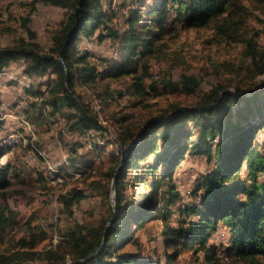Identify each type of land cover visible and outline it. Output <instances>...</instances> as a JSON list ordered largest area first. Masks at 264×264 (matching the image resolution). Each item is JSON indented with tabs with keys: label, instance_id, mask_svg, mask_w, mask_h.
Segmentation results:
<instances>
[{
	"label": "trees",
	"instance_id": "obj_1",
	"mask_svg": "<svg viewBox=\"0 0 264 264\" xmlns=\"http://www.w3.org/2000/svg\"><path fill=\"white\" fill-rule=\"evenodd\" d=\"M238 1L152 0L147 4L146 0H133L125 19L126 28L119 30L111 25L114 13L105 8L102 0H31L32 8L38 2L66 8V19L45 51L34 40L35 31L27 25L29 16L25 17L23 22L30 39L21 37L15 45L0 44V73L12 59H25L26 74H50L44 81L45 89H30L40 105L49 107L50 113H61L69 127L80 132L103 133L105 128L99 116L77 92V83L85 85L97 77L131 76L134 91L145 95L151 76L149 57L157 48V42L174 28L175 23L223 28V15L230 18L240 7ZM97 29H100L99 40L110 37L116 41L120 58L102 56L98 62H92L87 51H80L82 37L93 36ZM231 71L234 81H220L195 102L172 105L150 118L141 140L132 138L134 146L127 151L126 158L123 147L120 155L113 154V164L106 173L109 182L123 163L117 174V213L111 204L109 215L98 224H78L69 230L66 240L44 252V264H68L69 261L73 264H173L180 253L191 246L194 251L204 249V258L197 264H214L216 252L213 246H208V241L220 224L230 232L225 246L227 255H234L244 264H264V151L254 143L257 132L264 127V85L256 89L257 76L264 74V49L259 48L255 40H246L242 60ZM162 80L188 93H195L201 85L194 73H183L177 82ZM158 84L156 79L148 85L156 90ZM232 85L242 91L229 89ZM37 100L26 107L28 119H31L29 114ZM105 144L100 139L94 141L92 147L87 146V156L73 158L71 165H91L94 159L101 157ZM8 150V146H3L0 156ZM151 153L154 159L145 162L146 166L142 161ZM186 153L206 155L214 160V166L195 188L198 203L180 210V213L197 217H185L175 224L168 221L171 211L166 208L175 202L171 177ZM33 171L19 157L0 163V237L16 222L15 212L7 203L6 188L15 180L25 182ZM35 176L44 179L41 170H35ZM130 186L134 187L132 193L128 191ZM141 186H149V191L141 192ZM85 196L84 190L75 189L62 199L66 207L71 208ZM160 215L165 221L161 234L165 239V261L160 260L159 254L155 259L141 250H119L126 242L138 243L135 229ZM35 242L22 240L23 245L32 246ZM31 258L27 252H0V264H26Z\"/></svg>",
	"mask_w": 264,
	"mask_h": 264
},
{
	"label": "rangeland",
	"instance_id": "obj_2",
	"mask_svg": "<svg viewBox=\"0 0 264 264\" xmlns=\"http://www.w3.org/2000/svg\"><path fill=\"white\" fill-rule=\"evenodd\" d=\"M102 1L105 8L114 13L111 25L115 29L124 30L125 19L133 0ZM150 1L152 0H146L147 4ZM30 2L31 0H0L1 45H15L21 37L30 39L23 22L29 16L27 25L36 33L34 40L42 50L50 48L54 33L66 19L67 9L40 2L32 8ZM238 2L240 7L231 13L230 18H226L227 14L223 15V28L186 26L180 21L176 22L174 28L157 42V48L149 57L151 76L147 80L148 92L145 95H138L134 91L131 76L97 77L95 81L85 85L77 83V92L99 116L105 128L103 133L90 130L80 132L69 127L68 120L61 113H50L49 107L40 105L36 95L30 91L45 89L44 81L50 74H26L25 59L11 60L16 61L13 68L9 69L7 66L0 73V137L11 130H18L22 137L13 144L0 142V150L3 146L10 148L0 156V163L5 164L16 157L23 158L34 169V174L27 175L25 182L15 180L6 188L7 203L15 212L16 222L0 237L1 253L27 252L32 258L25 261L26 264H44V252L55 249L61 241L66 240L69 230L78 224L96 225L109 215V205H113V198L116 197V189L113 190L112 186L114 178L109 182L106 177L113 164V154L120 155L122 147L126 150L132 146V138L141 140L143 129L153 116L172 105L185 106L195 102L201 94L220 81H234L235 75L231 68L240 64L246 40L253 39L259 48L264 49V0ZM99 30L91 37H82L80 51H87L92 62H98V58L102 56L120 58L117 54L119 45L110 37L99 40ZM183 73H194L200 78L201 85L195 93L163 83L164 78L177 82ZM6 78L12 82L11 87L3 86L6 83H2V80ZM156 79L159 80V86L153 90L148 84ZM257 80V88H261L264 85V74H259ZM229 89L242 91L234 85ZM34 100L37 101L36 107L29 114L31 120L25 117L26 107ZM98 139L106 143L102 153L99 152L101 157L94 159L91 165H71L73 158L87 156V146L92 147V143ZM254 143L259 144L264 151V127L257 132ZM154 156L153 153L148 154L142 163L152 162ZM213 162L206 155L186 153L185 158L177 165L171 177L175 202L166 208L171 211L169 222L177 224L183 221L182 218L197 217L195 214L180 213V210L198 203L195 188L213 168ZM122 165L123 163L117 167L118 173ZM51 166L58 170L56 176L62 173L67 175L66 179L59 181L52 177L49 174ZM35 170H41L44 179H38ZM242 170L244 172L245 168ZM70 171H79L81 175L71 176ZM137 172L138 170L134 171ZM75 189L84 190L86 196L68 208L62 196L71 194ZM133 190L134 187L128 188L129 193ZM140 191L148 192L149 186H141ZM164 224L161 215L148 221L134 231L138 243L126 242L119 250H141L143 254L150 253L155 259L159 254L160 260L165 261V239L161 236ZM229 237L227 227L220 224L209 238L208 246H213L216 252L214 264H244L234 255L226 254L225 246ZM23 239L36 242L32 246L23 245ZM193 247L183 250L173 264H197L202 260L204 249L194 251Z\"/></svg>",
	"mask_w": 264,
	"mask_h": 264
},
{
	"label": "bare ground",
	"instance_id": "obj_3",
	"mask_svg": "<svg viewBox=\"0 0 264 264\" xmlns=\"http://www.w3.org/2000/svg\"><path fill=\"white\" fill-rule=\"evenodd\" d=\"M29 128V127H28ZM21 134L18 130H11V132L8 133L7 135V143L8 144H12V143H16L19 141V139L21 138ZM21 140V139H20ZM2 143V142H1ZM2 145V144H1ZM12 146V145H11ZM56 172H58L57 169H54L52 166L50 167V172L49 174L54 177L57 178L59 181H64V179H66L65 174L60 173V175L56 176ZM59 173V172H58ZM69 175L74 176V177H79L81 175V173L79 171H70ZM73 177V178H74Z\"/></svg>",
	"mask_w": 264,
	"mask_h": 264
},
{
	"label": "water",
	"instance_id": "obj_4",
	"mask_svg": "<svg viewBox=\"0 0 264 264\" xmlns=\"http://www.w3.org/2000/svg\"><path fill=\"white\" fill-rule=\"evenodd\" d=\"M257 89H259V88H257ZM134 145H132V146H130V147H128L127 149H126V151L124 152V157L126 158V156H127V151L129 150V149H131V147H133ZM117 174H118V172H116V175H115V177H114V180H113V184H112V186H113V190L114 189H116V179H117ZM113 206H114V208H115V211H116V213H117V206H116V200H115V198H113ZM116 217V216H115ZM114 217V218H115ZM114 218H112V219H114ZM110 223V222H109ZM103 243H105V240H104V242ZM74 262H70V263H68V264H73Z\"/></svg>",
	"mask_w": 264,
	"mask_h": 264
},
{
	"label": "crops",
	"instance_id": "obj_5",
	"mask_svg": "<svg viewBox=\"0 0 264 264\" xmlns=\"http://www.w3.org/2000/svg\"><path fill=\"white\" fill-rule=\"evenodd\" d=\"M14 63H16V61H10L9 65H8L9 69L13 68ZM2 83H6V84H3L4 87H11L12 86V84H11L12 82H10V80H8L7 78L3 79ZM0 88H2V86H0Z\"/></svg>",
	"mask_w": 264,
	"mask_h": 264
},
{
	"label": "built area",
	"instance_id": "obj_6",
	"mask_svg": "<svg viewBox=\"0 0 264 264\" xmlns=\"http://www.w3.org/2000/svg\"><path fill=\"white\" fill-rule=\"evenodd\" d=\"M7 135H8V132L3 134V136L0 137V142L7 141Z\"/></svg>",
	"mask_w": 264,
	"mask_h": 264
}]
</instances>
